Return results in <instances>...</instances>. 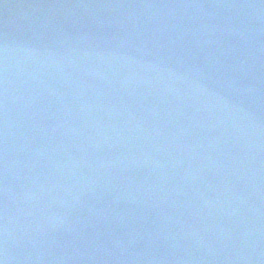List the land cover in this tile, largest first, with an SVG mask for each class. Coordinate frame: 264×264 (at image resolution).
Wrapping results in <instances>:
<instances>
[{
	"label": "water",
	"instance_id": "1",
	"mask_svg": "<svg viewBox=\"0 0 264 264\" xmlns=\"http://www.w3.org/2000/svg\"><path fill=\"white\" fill-rule=\"evenodd\" d=\"M4 264H264V0H0Z\"/></svg>",
	"mask_w": 264,
	"mask_h": 264
},
{
	"label": "snow or ice",
	"instance_id": "2",
	"mask_svg": "<svg viewBox=\"0 0 264 264\" xmlns=\"http://www.w3.org/2000/svg\"><path fill=\"white\" fill-rule=\"evenodd\" d=\"M0 264H4V261L2 259H0Z\"/></svg>",
	"mask_w": 264,
	"mask_h": 264
}]
</instances>
